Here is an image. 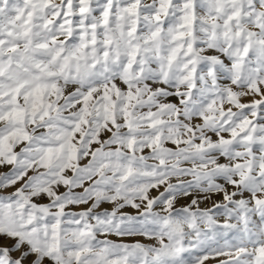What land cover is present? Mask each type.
Returning a JSON list of instances; mask_svg holds the SVG:
<instances>
[{
  "label": "snow or ice",
  "instance_id": "1",
  "mask_svg": "<svg viewBox=\"0 0 264 264\" xmlns=\"http://www.w3.org/2000/svg\"><path fill=\"white\" fill-rule=\"evenodd\" d=\"M0 264H264V0H0Z\"/></svg>",
  "mask_w": 264,
  "mask_h": 264
}]
</instances>
